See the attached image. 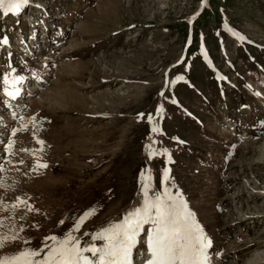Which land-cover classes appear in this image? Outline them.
<instances>
[{
	"label": "rangeland",
	"instance_id": "rangeland-1",
	"mask_svg": "<svg viewBox=\"0 0 264 264\" xmlns=\"http://www.w3.org/2000/svg\"><path fill=\"white\" fill-rule=\"evenodd\" d=\"M4 36L0 89L9 64L27 80L23 109L0 91V132L20 129L0 173V231L23 224L38 248L89 208L81 232L96 230L137 200L142 170L159 188L167 167L220 254L215 264H264V0H30L0 13ZM149 113L162 130L155 143ZM148 144L158 150L150 161ZM37 156L48 166L33 172ZM17 196L34 210L6 219Z\"/></svg>",
	"mask_w": 264,
	"mask_h": 264
},
{
	"label": "snow or ice",
	"instance_id": "snow-or-ice-1",
	"mask_svg": "<svg viewBox=\"0 0 264 264\" xmlns=\"http://www.w3.org/2000/svg\"><path fill=\"white\" fill-rule=\"evenodd\" d=\"M29 2L30 0H0V13L4 16L19 14ZM8 43L7 36L0 38V45L6 46ZM8 55L10 58L12 54L9 52ZM9 69L12 73L11 80L9 73L6 72L2 78L3 87L0 91L5 98L16 101L23 109L25 105L20 103L19 97L23 93L25 77L16 73L11 64ZM183 80L184 76L178 75L171 83L175 85ZM159 95L163 97L165 93L161 91ZM172 103L178 102L173 99ZM155 112L160 118L162 106L157 107ZM10 115L13 120L19 118L20 128L28 127L21 113L13 110ZM139 115L143 118L145 114ZM147 120L152 133L149 140L155 143L153 137L162 130L154 123L151 113L147 114ZM30 122L35 143L40 146L35 151L43 152L45 141L39 139L35 131L40 122L35 116L31 117ZM19 130L15 126L3 124V132H0V137H3L0 138V173L5 171L3 162L11 163L9 158L14 154L13 138ZM178 143L182 144L184 141L178 140ZM145 149L149 161L158 154V150L151 144L145 145ZM160 154H167V150ZM169 162L174 163L170 157ZM47 166L42 162V158L37 156L32 171ZM138 183L137 200L130 208L124 211L118 220L108 222L96 230L81 232L86 221L96 215L95 208H89L73 218L71 227L62 234L45 236L38 248H32L31 240L20 235L25 231L23 224L19 225V231H15L13 225L11 235L0 231V251L11 243L18 242L21 245L15 253L0 255V264H137V260L134 259L136 254L139 256L138 264H215L214 258L220 254L214 248L211 236L197 219L196 212L189 206L184 194L175 184L170 169L163 168L159 188L153 187V177L149 168L140 172ZM0 186H3L2 183ZM30 200L31 197L25 199L17 196L11 203L13 213L6 219H14L15 210L23 207L25 214L21 215L20 219L24 220L27 213L34 210ZM0 206L7 211V206L3 205L2 201ZM64 223L65 221H60L61 225ZM4 228V219L0 218V229Z\"/></svg>",
	"mask_w": 264,
	"mask_h": 264
},
{
	"label": "bare ground",
	"instance_id": "bare-ground-1",
	"mask_svg": "<svg viewBox=\"0 0 264 264\" xmlns=\"http://www.w3.org/2000/svg\"><path fill=\"white\" fill-rule=\"evenodd\" d=\"M53 15V14H52ZM9 46V45H8ZM264 257V256H263ZM263 257H260L259 259H258V257H257V260H260V259H262Z\"/></svg>",
	"mask_w": 264,
	"mask_h": 264
}]
</instances>
